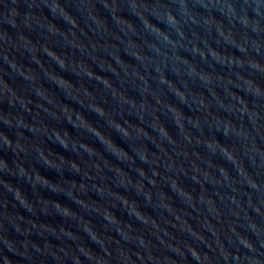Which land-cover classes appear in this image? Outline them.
<instances>
[{"label": "clouds", "instance_id": "obj_1", "mask_svg": "<svg viewBox=\"0 0 264 264\" xmlns=\"http://www.w3.org/2000/svg\"><path fill=\"white\" fill-rule=\"evenodd\" d=\"M25 2L29 11L23 16L24 27L29 31L37 30L48 43L33 42L21 31L15 40L3 33L0 35V58L10 57L5 59V63L12 68L15 53L23 49L29 53L31 63L42 71L43 66L39 59L31 58L33 55L47 56L62 71L73 72L81 81L95 80L119 105V113L108 111L104 99L83 83L73 84L55 72L56 77L74 86L72 92L79 97L76 99L69 95L68 88L56 79H50L46 73L44 75L67 98L104 119L109 128L129 142L131 154L109 137L125 155L121 157L111 150L101 138V131L83 126L76 112H72V119H69L64 110L65 103L54 104L34 86L30 88L31 96L41 104L49 105L53 112L41 107L40 111L44 113L41 117L29 111L30 101L26 103L16 98L14 104L9 105L11 111L0 114V124L3 125L0 146L18 157V162H13L11 167L6 160L0 159V174L22 177L34 188L39 186L64 193L89 214L92 200L84 198L87 192L92 190L100 200H105L109 198L105 192L112 191L108 184L111 180L113 186L123 188L125 192L133 189L143 197L146 206L153 207L157 213L172 215V210L166 205H174L173 199L163 191L167 186L183 205L179 209H192L205 216L199 231L207 233V236L188 230L187 239L177 240L156 228L154 223H146L131 215L148 229V235L158 243L146 239L144 231L111 221L105 230L114 231L119 239L104 232L93 235L84 226L82 216L74 217L71 212L58 211L57 205L65 206L52 201L47 205L48 209L68 220H75L78 228L98 246L99 251L86 246L81 236L63 225L57 228L26 221L31 227H22L24 219L3 213L24 239H9L0 226V264H49V260L53 264H264V0H72L74 11L70 10L67 0ZM11 3L15 5L17 0H11ZM97 5L110 16L111 26ZM44 9L54 19L63 21L67 29L49 20ZM125 11L135 16L139 25L122 15ZM18 15L16 8L11 7L6 18V22L17 29ZM109 38L118 44L111 43ZM69 40L74 43H66L64 47L74 50L72 56L61 52L57 56L52 51H45L52 42ZM121 46L136 60L135 65L121 59ZM181 51L189 53L191 59L180 55ZM77 52L80 59L74 58ZM87 60L101 72L112 73L121 85L120 93L127 94V85L139 93L140 99H136V103L131 102L133 97L129 95L126 100L120 99L116 88L98 79L99 73L89 75L93 69L85 70ZM217 65L220 66L219 71ZM5 92L13 96L12 89H5L0 84V93ZM169 95L175 103L168 100ZM184 107L191 115L184 112ZM124 112L134 116L139 123L123 119ZM53 113H58V116ZM158 113L174 125L175 136L164 122L161 123ZM118 114L121 115L120 120L116 119ZM48 119H63L76 128L80 125L78 129L94 136L107 153L136 173L135 182L128 176H123V182L117 180L122 173L116 171L115 165L90 144L85 147L81 140L74 143L75 140L65 135V131L50 127L45 123ZM5 128L13 132L15 140L4 131ZM148 128L152 130L151 136L141 131ZM25 131L31 134V141L29 137L17 135ZM218 134L224 138V143L218 139ZM42 138L76 153L79 161L66 162L59 156H53L42 143L35 142L42 141ZM17 141H22V145ZM148 143L155 151L149 150ZM20 153L34 154L40 163L57 171L67 168L80 176L81 181H65L57 188L50 187L36 180L33 170L24 167L19 159ZM217 158L230 165L231 170L224 164H218ZM49 160L55 163H49ZM137 161L147 168L139 166ZM105 170L112 176L105 175ZM140 181H143V186ZM185 181L198 185L199 192L195 187H186ZM205 185L211 186V191ZM0 187L33 215L37 209L44 212V199L33 202L27 198L25 201L21 199L25 195L23 192L17 196L16 186L9 187L0 181ZM76 198L84 203H77ZM33 230L42 238V244L29 239ZM48 236L61 243L52 244Z\"/></svg>", "mask_w": 264, "mask_h": 264}, {"label": "water", "instance_id": "obj_2", "mask_svg": "<svg viewBox=\"0 0 264 264\" xmlns=\"http://www.w3.org/2000/svg\"><path fill=\"white\" fill-rule=\"evenodd\" d=\"M67 3L70 7V10L74 11V8L72 6V0H67ZM11 7H15L17 12L19 13L16 18L17 24L19 25V29L11 27L6 22L8 9ZM97 8L100 14L107 19L108 24L111 26L112 20L108 13L102 7H100V5H97ZM28 11L29 9L27 8L25 0H17V3L15 5H12L11 0H3V3H0V35L6 33L8 36L15 40L17 38L18 31H21L33 42L48 43V41H45L44 37L37 30L29 31L27 28L24 27L23 16ZM43 11L44 14L48 16L49 20H53V22L56 23L57 26H59L60 28L64 30L67 29V26L63 23V21L59 19H54L51 14L48 13L47 9H44ZM122 15H124L127 19L131 20L134 24L139 25V20L135 16H131L127 11L123 12ZM152 22L157 23V21L155 20H153ZM159 26L161 28H164V25L162 24H160ZM81 27H84L83 23H81ZM85 31H87L86 28ZM89 35L91 36V33H89ZM109 39L111 43L118 44L117 41L111 40V38ZM133 39L136 40L137 43H140V40L136 37H133ZM66 43H74V41L69 40L62 43L52 42L49 47L45 48V51H52L53 54L57 56L60 54V52L72 56L74 50L64 47ZM215 46L216 45L213 43V47ZM229 51L235 52L234 49H230ZM119 54L121 59L127 62L128 64L135 65L137 63L133 57L127 55L123 51L122 46ZM236 54L239 55V53ZM180 55L188 56L189 59H191L190 54L187 52L181 51ZM31 58L39 59V62L43 66L44 71H42L40 67H37L36 64L31 63L29 53L24 51L23 49L15 53V61L12 65V68H10L9 65L5 63V59H10V57L0 58V84H3L5 89H12L13 91V96L11 97L8 96L6 92L0 93V114L11 111L9 105L14 104L16 98H20L23 102L26 103L30 101V103L28 104L29 111L33 113H38L41 117L44 116V113L40 111L41 107L47 108L49 112H53V109L49 107V105L41 104L40 101L36 100L35 96H31L30 88L35 86L38 88L41 94L46 95L48 99L51 100L54 104L65 103L64 110L68 114L69 119H72L71 113L76 112L80 115V121L83 126L92 128L93 131H101V138L104 139L105 143L111 150L117 152L121 157H123L125 154L121 149L116 147V145H118L131 154L129 142L125 140L114 129L109 128L104 119L96 115L94 112L86 109L85 107H81V105L76 103L75 101L67 98L65 94L55 84L48 81L44 77V75L46 73L50 79H56L60 85L68 88L69 95L74 96V98L76 99H79V97L72 92L74 86L71 85L67 80L71 81L73 84L76 85L83 83L84 86L87 87L90 91H95L98 97L104 99V106L108 111L119 113V105L112 99L110 94L106 95L104 93L103 87L101 85H98L95 80L81 81L80 78L71 71H62L54 62H52L45 55H41L40 57L33 55ZM74 58H81L78 52L75 54ZM105 59L108 58L106 57ZM197 60H199L198 57ZM87 63L90 65H88ZM108 63L111 62L108 61ZM84 67L86 71L89 67H92L93 71L89 72V75H96L95 72H97L101 75L98 76V79H102L105 85L116 88L120 99L126 100L128 98L127 95L133 97L131 101L132 103H136V99H140L139 93L127 85H125L127 94L120 93L119 88L121 87V85L116 80V77L113 76V74L110 72H101L100 69L90 60H87L84 63ZM112 67L114 68L115 66L113 65ZM216 67L217 71H219L220 66L217 65ZM13 68L15 69V72L13 71ZM55 72L59 73L67 80L56 77ZM25 77H27V79H25ZM170 78L175 79V77L171 76ZM53 97H55V100H53ZM168 100L172 103H175V100L171 95L168 96ZM93 107H95V105H93ZM183 110L185 113L191 115L188 108L184 107ZM53 114L58 116V113ZM122 115L123 119L129 120V123H139V121L134 116L128 115L127 112L122 113ZM158 115H160L161 123L164 122L169 132L172 133L173 136H175L176 129L171 123V121L162 114L158 113ZM177 115H180V112H177ZM116 119L120 120L121 115H116ZM121 122H123V120H121ZM45 123H47L50 127H55L62 131H65V135L70 136L72 139L75 140L74 143L78 144L81 140L84 141L85 147H89L88 144L93 146L97 152L101 153L111 164L115 165L114 167L118 173H122V176L117 177V180H119L120 182H123V176L130 177L133 182H135V180L137 179L136 173L131 171L127 165L121 164L112 155L107 153L104 150L103 145L94 136H92L91 134H86L83 132V130L78 129L80 125H78V128L73 127L71 124H69L63 119L59 121L48 119L45 121ZM73 123H75V121H73ZM0 130H3L2 124H0ZM4 131L7 132L14 140L16 139L15 135L11 130L5 128ZM141 131L151 136L152 130L150 128L141 129ZM17 135H24L26 139L27 137H29V140H32L31 134L26 131L25 133H17ZM109 137H111L112 141L116 145L109 139ZM218 139L221 141V143L225 142L224 138L219 134ZM35 142L42 143V146L47 151L51 152L53 156H59L62 160L66 162L70 160L79 161V157L76 153L69 150H65L58 143L48 140L47 138H42V141ZM16 143L18 145H22V141H17ZM147 147L149 148V150L155 151V148L152 144L148 143ZM89 150L92 151L93 149L89 148ZM0 159L6 160L10 167L13 166V162H18L17 155L3 146H0ZM19 159L23 161L24 167L26 169L33 170L35 172L36 180L43 181L44 183L49 184L50 187L57 188L58 184H63L65 181L75 180L77 183L81 181L80 176L72 173L67 168L63 169L62 171H57V169L55 168H50L43 165L35 158L34 154L20 153ZM83 159L86 161L87 157L84 156ZM216 162L218 164H224V161L220 160L219 158L216 159ZM49 163H55V161L49 160ZM137 164L139 165V161H137ZM57 166L59 167V165ZM139 166L147 168L146 165ZM224 166L228 167L229 170H231L230 165L224 164ZM81 167H84V165L81 164ZM120 167L128 173H126ZM105 171V175H107L108 177L112 176L111 172H107V170ZM0 181L8 185L9 187L16 186L17 196H20V193L23 192L25 195L21 197V199L25 201L27 200V198L33 202H35L37 199H44L45 203L44 212H41L39 209H37L36 213L33 215L32 213L21 207L16 201H14L12 195L5 191L3 187H0V226H2V228L5 230V234L11 240H23L24 236L18 234L15 231L13 224L10 223L8 219L4 218L3 213H7L13 216H19L21 217V219H24V221L21 222L22 227H31L30 224L26 223V221H31L32 223H36L37 225H51L57 228L63 225L66 228H70L72 232L81 236L83 239V243L86 246L93 248L95 251H99L98 246L93 244L88 239V237L78 228L77 222L75 220H68L62 217L61 215L57 214L53 209H48L47 205L52 201H58L65 206L61 207L60 205H57L58 211L71 212L74 217L82 216V219L85 221L84 226L88 228L89 231H92L93 235H96L100 232H104L106 235H111L116 239H119V237L114 231L106 232L105 230L108 221H111L113 224L127 225V227L136 229L137 231H144L146 239H152L153 243H158L154 237H150L148 235V229H146L144 225L141 224L139 221L135 220L134 218H131L129 216L131 215L134 217H138L140 220H143L146 223H154L156 228L161 229L162 232H167L170 237H174L177 240L187 239L188 230L196 232L197 235H203L205 237L207 236V233H201L199 231L200 225L205 220V216L202 214H198L192 209H179L183 208V205L179 203V198L174 193H172L167 188V186L163 187V191L167 192V194L173 199L174 205H166V207L172 210V215H168L167 213H157V210H155L153 207L146 206L143 197L138 196L133 189L130 188L127 192H125L123 188H117L113 186L111 180L108 181V184L109 188L112 187V191L105 192V196L109 198L105 200H100V198L94 191L89 190L87 192V195L84 198L92 200V203L89 205L92 211L89 214L88 212L81 209L78 204L73 202V200L64 193L52 192L47 188H41L39 186L34 188L30 182H28L22 177L8 174H0ZM75 181H73V183H75ZM87 183L91 182L87 181ZM139 183L143 186V181H140ZM185 185L189 189L195 187L196 191L199 192L198 185L194 186L191 184L190 181H185ZM147 186V182L145 181V187ZM205 187L211 191V186L205 185ZM76 200L77 203H84L82 199L76 198ZM104 217H106V219ZM210 222L215 223L214 221ZM181 229H184L185 231H181ZM123 230V227H121V231ZM29 239L36 241L37 243H43L42 238L37 234L36 230L32 231L31 235L29 236ZM47 239H49L54 245L61 243L60 240L52 236H48ZM121 243H123V241H121ZM49 264H53V262L49 260Z\"/></svg>", "mask_w": 264, "mask_h": 264}]
</instances>
